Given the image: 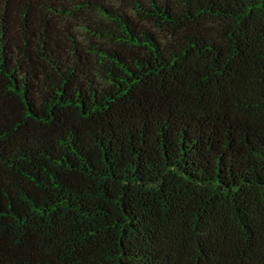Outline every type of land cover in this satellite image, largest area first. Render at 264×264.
<instances>
[{"label": "trees", "instance_id": "obj_1", "mask_svg": "<svg viewBox=\"0 0 264 264\" xmlns=\"http://www.w3.org/2000/svg\"><path fill=\"white\" fill-rule=\"evenodd\" d=\"M0 264H264V0H0Z\"/></svg>", "mask_w": 264, "mask_h": 264}]
</instances>
